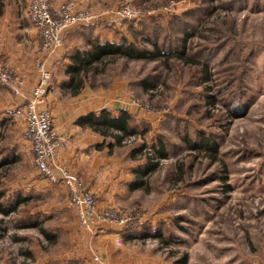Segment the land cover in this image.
Returning <instances> with one entry per match:
<instances>
[{
	"label": "rangeland",
	"instance_id": "obj_1",
	"mask_svg": "<svg viewBox=\"0 0 264 264\" xmlns=\"http://www.w3.org/2000/svg\"><path fill=\"white\" fill-rule=\"evenodd\" d=\"M30 3L26 12L38 50L29 100L39 79L38 64L44 62L49 70L47 55L63 47L65 34L74 28L103 27L113 43H131L148 51V58L106 57L81 86L104 94L108 108L100 114L126 111L136 130L120 145L110 138L99 145L108 150L110 169L122 183L117 186L121 195L110 191L106 198L113 202L109 207L100 204L79 174L58 165L60 151L71 141L52 124L47 98L56 84L51 71L53 89L39 108L66 141L51 171L59 178L63 171L73 174L98 214L112 210L123 221L101 223L94 232L81 225L69 192L40 174L30 142L18 140L26 129L25 102L15 106L17 120L3 121L6 133L0 137L5 142L0 191L6 198L26 200L9 216L0 213V254L8 253L12 264L71 263L79 252L82 264H264V0H95L85 9L78 0L56 8L48 0L55 19L68 3L76 14L92 16L61 33L62 45L49 50L32 23ZM80 42L88 50L86 41ZM155 47L162 56L154 60ZM0 63L22 79V88L24 78ZM112 102L118 107L113 112ZM158 148L164 158L155 154ZM133 153L136 164L128 168V184L149 157L155 165L152 172L141 173L137 191L121 182ZM13 187L18 189L10 194ZM103 226L109 238L97 234ZM41 229L52 238L45 239ZM88 245L95 251L89 252ZM86 256L91 257L84 262Z\"/></svg>",
	"mask_w": 264,
	"mask_h": 264
},
{
	"label": "crops",
	"instance_id": "obj_2",
	"mask_svg": "<svg viewBox=\"0 0 264 264\" xmlns=\"http://www.w3.org/2000/svg\"><path fill=\"white\" fill-rule=\"evenodd\" d=\"M65 1L67 0H50L51 7L56 8L57 5ZM94 1L95 0H78V2L83 5L84 9L93 4ZM27 3L28 0H0V60L6 65L12 66L16 73L25 80L21 88V93L18 96L12 94L11 91L0 88V137L6 133L4 128H6L7 124H3V121L10 117L17 120L14 115L15 106L22 105L26 102L36 82L34 59L37 55L38 44L35 30L32 28L26 12ZM95 27L96 26L74 28L69 31V33L65 34L64 46L47 55L46 60L48 69L51 71L52 76H54L53 82L56 84V88L52 94L48 96L47 102L49 108L52 110V124L55 129L58 133L67 135L71 141L66 149L60 151L58 155V165L79 174L89 184L88 187L95 192L99 202L101 201L100 204H106V207H109L113 202L111 200L110 202L106 201V198L109 199L110 191L113 195H121L120 191L117 190V186L121 187L122 183L119 182L120 178L117 172L110 169L111 159L108 155V150L99 146L104 142V140H102L104 137L94 131L93 128L79 123L82 118L91 114L99 116L102 110H107L106 99L104 94L100 92H91L87 88H80L81 90L79 89L77 94L72 95L70 89L64 86L71 78V76L66 73L67 68L72 65L70 60L71 56L76 51L86 50L80 47L82 44L80 41H86V47H88L89 39L113 43L110 31H107V29L103 27ZM110 107L111 109L109 110L112 112L118 109L115 102H112ZM129 112L132 113L131 111ZM18 129H20L19 133L22 134L24 127L20 124ZM18 140L22 142L23 139L19 138ZM2 144H5L4 140H0V146ZM131 156L132 157L128 159V166L126 165L125 167V173H122V176L125 174L124 177L128 179L126 178V181H123L122 179L124 178H122L121 182L126 183L123 186H126L128 190H136L141 185L142 174H137L134 170L132 182L128 184L127 181L129 177L127 171L131 170L136 164L134 160L135 155L132 154ZM107 182L109 183L107 184ZM110 185H113V187ZM16 189L18 188L13 187L10 194L12 192L14 193ZM24 201L26 202V200ZM105 227L107 226H103L102 230H99L97 234H103L100 236L109 238L110 234L104 235L105 232L103 231ZM83 238L85 241L87 240L86 233H83ZM78 251L81 250L79 249ZM88 251H95L92 245L91 247L88 245ZM5 255L0 254V264H12L10 255L8 253ZM91 256H89V258L86 256L84 262H87ZM82 259V252H79L77 257H74V262L67 263L68 260L65 259V261H61V264H82L80 262H83ZM43 261V264H51L50 260L46 261V259H44ZM23 264H28V262Z\"/></svg>",
	"mask_w": 264,
	"mask_h": 264
},
{
	"label": "built area",
	"instance_id": "obj_3",
	"mask_svg": "<svg viewBox=\"0 0 264 264\" xmlns=\"http://www.w3.org/2000/svg\"><path fill=\"white\" fill-rule=\"evenodd\" d=\"M59 11V17L55 19L50 15L48 0H31L29 6L31 20L33 25L42 31L41 44L44 50L61 46V33L78 24L88 23L92 18L89 16L91 14L82 12L76 14L73 3L62 6ZM37 71L39 79L32 91L33 97L31 100L27 99L24 107L26 129L22 138L30 142L40 174L45 176L51 184L62 185L69 192L72 206L83 227L94 232L101 223H106L108 226L121 223L118 219L123 221V216L112 210L102 214L97 213L93 198L82 189L81 183L73 174L63 171L59 178L51 171L50 165L54 161V156L66 141L59 139L54 132L48 112L39 109L43 104V98L50 94L49 91L53 89V86L52 76L44 62L41 61L38 64ZM21 85L22 79L0 63V86L10 89L18 96Z\"/></svg>",
	"mask_w": 264,
	"mask_h": 264
},
{
	"label": "trees",
	"instance_id": "obj_4",
	"mask_svg": "<svg viewBox=\"0 0 264 264\" xmlns=\"http://www.w3.org/2000/svg\"><path fill=\"white\" fill-rule=\"evenodd\" d=\"M146 50H137L131 43H127L123 41L122 44H115L110 42H99L97 39L92 40L88 44V50L85 51H76L71 56V66L67 68L66 73L71 76L66 86L72 92V95L77 94V91L83 85L84 77L87 76L90 72H96L97 63L104 62L106 57H117V58H124L127 61L134 60V59H146L148 58ZM153 58L156 59L161 57L162 55L158 51L157 47L153 52ZM80 124H84L93 128L94 131L98 132L103 136L105 139L110 138L113 140V143L116 145H120L122 139L126 136L134 135L136 133L135 126H133L131 116L126 113V111L119 113V116H113L111 114H107L106 112H102L99 116H95L91 114L85 118H82L79 121ZM117 133V134H115ZM112 143V144H113ZM111 145V144H110ZM141 150H137L134 153H140ZM133 153V155H135ZM156 155H159L161 158H164L165 155L163 151L155 152ZM152 158L147 159V164L143 167V170L140 173H150L152 172L153 167H155ZM25 199H22L20 196H14L12 199L6 198L5 194L0 191V213L5 216H9L12 214L20 203H24ZM12 203L9 206V203ZM7 205L6 207L4 205ZM3 206V207H2ZM5 207V208H4ZM32 225L31 223L26 224V226ZM39 232L45 237V239H51L48 233L43 231L42 229Z\"/></svg>",
	"mask_w": 264,
	"mask_h": 264
}]
</instances>
